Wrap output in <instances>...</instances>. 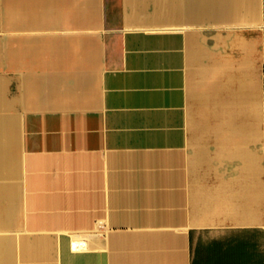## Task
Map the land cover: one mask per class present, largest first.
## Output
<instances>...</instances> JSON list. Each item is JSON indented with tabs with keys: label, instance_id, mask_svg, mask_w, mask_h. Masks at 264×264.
<instances>
[{
	"label": "crops",
	"instance_id": "obj_1",
	"mask_svg": "<svg viewBox=\"0 0 264 264\" xmlns=\"http://www.w3.org/2000/svg\"><path fill=\"white\" fill-rule=\"evenodd\" d=\"M0 264H264V0H0Z\"/></svg>",
	"mask_w": 264,
	"mask_h": 264
},
{
	"label": "built area",
	"instance_id": "obj_2",
	"mask_svg": "<svg viewBox=\"0 0 264 264\" xmlns=\"http://www.w3.org/2000/svg\"><path fill=\"white\" fill-rule=\"evenodd\" d=\"M86 246H87V243L85 241L76 240L72 242V249L75 251L82 250L86 248Z\"/></svg>",
	"mask_w": 264,
	"mask_h": 264
}]
</instances>
